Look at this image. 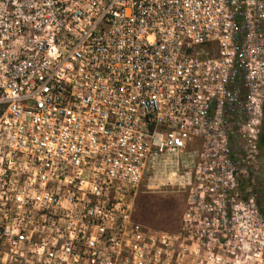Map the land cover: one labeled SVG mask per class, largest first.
I'll return each instance as SVG.
<instances>
[{"label":"built area","instance_id":"built-area-1","mask_svg":"<svg viewBox=\"0 0 264 264\" xmlns=\"http://www.w3.org/2000/svg\"><path fill=\"white\" fill-rule=\"evenodd\" d=\"M263 123L264 0H0V264H264ZM161 168L176 231L135 216Z\"/></svg>","mask_w":264,"mask_h":264},{"label":"rangeland","instance_id":"rangeland-1","mask_svg":"<svg viewBox=\"0 0 264 264\" xmlns=\"http://www.w3.org/2000/svg\"><path fill=\"white\" fill-rule=\"evenodd\" d=\"M197 147L198 144L194 143L191 148ZM259 148V155L252 165L243 161L245 155L240 157V182L244 194H254L260 209L264 210V147ZM237 153L242 155L243 150L238 149ZM174 171L161 168L148 172L137 189L135 216L152 228L169 231L180 228L190 189L185 170Z\"/></svg>","mask_w":264,"mask_h":264},{"label":"trees","instance_id":"trees-1","mask_svg":"<svg viewBox=\"0 0 264 264\" xmlns=\"http://www.w3.org/2000/svg\"><path fill=\"white\" fill-rule=\"evenodd\" d=\"M260 146L264 147V123H263V126H262V132H261V135H260ZM261 213H262V216H264V210H261Z\"/></svg>","mask_w":264,"mask_h":264}]
</instances>
